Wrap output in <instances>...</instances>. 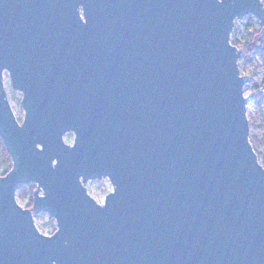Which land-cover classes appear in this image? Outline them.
<instances>
[{
  "label": "water",
  "instance_id": "obj_1",
  "mask_svg": "<svg viewBox=\"0 0 264 264\" xmlns=\"http://www.w3.org/2000/svg\"><path fill=\"white\" fill-rule=\"evenodd\" d=\"M247 16L264 25L261 0H0V264H264Z\"/></svg>",
  "mask_w": 264,
  "mask_h": 264
},
{
  "label": "rangeland",
  "instance_id": "obj_2",
  "mask_svg": "<svg viewBox=\"0 0 264 264\" xmlns=\"http://www.w3.org/2000/svg\"><path fill=\"white\" fill-rule=\"evenodd\" d=\"M264 4V0H261ZM252 33L256 34V42L258 45L264 43V29L260 30V25L252 16H247L235 21V27L231 34V41L237 39L240 43H244L250 26ZM241 50L242 47H239ZM264 50L259 48L251 57L242 54L238 65L241 74L249 78L244 88V96L248 99L247 118L250 125V143L258 156L261 164H264ZM4 88L9 96L12 106L15 110L19 123H22L24 111L21 107L22 94L12 89L10 78L7 73L4 74ZM1 168V166H0ZM28 185L20 186L17 190V198L26 206L29 200ZM85 187L90 193L101 203L112 190V186L107 179L95 180L88 182ZM36 186L34 185V191ZM21 191L27 193L25 198H19ZM35 222L39 231L47 236L56 231L55 221L46 213L35 215Z\"/></svg>",
  "mask_w": 264,
  "mask_h": 264
},
{
  "label": "trees",
  "instance_id": "obj_3",
  "mask_svg": "<svg viewBox=\"0 0 264 264\" xmlns=\"http://www.w3.org/2000/svg\"><path fill=\"white\" fill-rule=\"evenodd\" d=\"M258 24L260 25V30L264 29V25H262L259 22H258ZM249 27H250V29L247 32L244 43H240L237 39L232 40L231 43H232V45H234L238 48L242 47V52L245 55H248L249 57H251L259 48L264 50V43L261 45L257 44L256 34L251 32L252 31L251 25ZM263 61H264V55H263ZM0 166H1L0 176H2V177L6 176L12 169L11 159H10L1 139H0ZM262 166L264 167V164H262ZM27 187H28L27 193L29 195V200H28L27 205L24 208L25 209H31L32 203H33L34 185L29 184ZM27 193L25 191H21L18 194V197L19 198H25Z\"/></svg>",
  "mask_w": 264,
  "mask_h": 264
},
{
  "label": "built area",
  "instance_id": "obj_4",
  "mask_svg": "<svg viewBox=\"0 0 264 264\" xmlns=\"http://www.w3.org/2000/svg\"><path fill=\"white\" fill-rule=\"evenodd\" d=\"M241 75H243L244 76V73L243 74H241ZM248 104H249V102H247V111H248ZM248 113V112H247ZM34 219H35V217H34Z\"/></svg>",
  "mask_w": 264,
  "mask_h": 264
}]
</instances>
